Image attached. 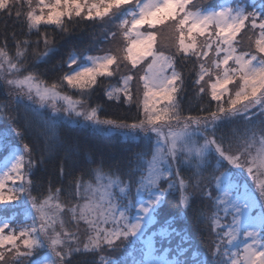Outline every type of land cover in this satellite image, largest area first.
<instances>
[{"label":"snow or ice","instance_id":"obj_1","mask_svg":"<svg viewBox=\"0 0 264 264\" xmlns=\"http://www.w3.org/2000/svg\"><path fill=\"white\" fill-rule=\"evenodd\" d=\"M0 152V264H264V0H0Z\"/></svg>","mask_w":264,"mask_h":264},{"label":"trees","instance_id":"obj_2","mask_svg":"<svg viewBox=\"0 0 264 264\" xmlns=\"http://www.w3.org/2000/svg\"><path fill=\"white\" fill-rule=\"evenodd\" d=\"M48 31L52 32L53 29L49 26ZM94 31H97V28L94 29L92 27H89V31H87L86 34L83 29H79L77 27L74 30L73 35L71 37L66 38L65 40H60L58 31L55 34L57 37L58 45L63 51L66 50L72 44H77L81 47L86 46L90 42V38L94 39L97 36L96 34H93ZM55 59H60V56H57ZM191 66H192L191 62H189V64H187V67L190 68ZM108 107H109V111H115L117 113L123 111V109H118L114 105H110ZM193 114H196L195 111L193 112ZM72 134L74 136L79 137L83 142L90 144L95 149L105 153H111L114 149L118 150L120 147V138L118 137H107L102 135H96L91 132H86L82 130H77ZM1 154L5 155V153L2 152L0 153V157L3 156ZM172 204L174 206L175 204L174 200L172 201Z\"/></svg>","mask_w":264,"mask_h":264},{"label":"rangeland","instance_id":"obj_3","mask_svg":"<svg viewBox=\"0 0 264 264\" xmlns=\"http://www.w3.org/2000/svg\"><path fill=\"white\" fill-rule=\"evenodd\" d=\"M79 29H83L84 30V32L87 34V31H89V27L88 26H85V25H80L79 27H78ZM100 32V29L99 28H97V31H94L93 32V34H96L97 35V33H99ZM91 36V35H90ZM96 38V37H95ZM94 38V39H95ZM92 38H90V41H92L91 40ZM189 64V63H188ZM69 94L71 95V94H73V93H71V92H69ZM0 153H2V152H0ZM1 155H3V154H1ZM0 162H2V161H0ZM248 180H249V183H250V185L251 184H253L254 182L251 180V177H248Z\"/></svg>","mask_w":264,"mask_h":264}]
</instances>
